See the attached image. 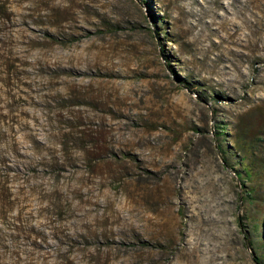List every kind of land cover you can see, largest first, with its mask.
<instances>
[{"label": "rangeland", "instance_id": "obj_1", "mask_svg": "<svg viewBox=\"0 0 264 264\" xmlns=\"http://www.w3.org/2000/svg\"><path fill=\"white\" fill-rule=\"evenodd\" d=\"M263 256L264 0H0V264Z\"/></svg>", "mask_w": 264, "mask_h": 264}, {"label": "trees", "instance_id": "obj_2", "mask_svg": "<svg viewBox=\"0 0 264 264\" xmlns=\"http://www.w3.org/2000/svg\"><path fill=\"white\" fill-rule=\"evenodd\" d=\"M146 5H148V2L146 1L145 2ZM183 84L185 86H187L186 88H189V89H193V86L192 84L186 82V81H183ZM219 97V96H217ZM219 133L221 134H224V131H219ZM254 143V142H253ZM218 151L220 154H222L223 158H224V164L225 166H227V168L229 169V171L231 172V174L234 176L235 180L237 181V185H238V188H239V191H240V198H241V205L242 206V202L243 200H245V198L243 197V188H244V182H243V176L234 168V167H231L228 160L225 158V153H224V150L222 149V147L219 145L218 146ZM246 175H245V178H251L252 177V173L249 171H245ZM240 219V224L242 227H244V225L242 224V218H239ZM245 240L247 242V246L250 248V245H251V241L248 239V237H245ZM254 260L256 262V264H264V256L263 257H254Z\"/></svg>", "mask_w": 264, "mask_h": 264}]
</instances>
